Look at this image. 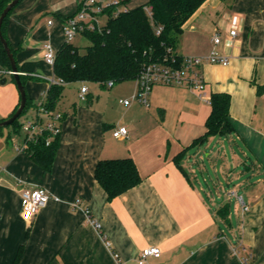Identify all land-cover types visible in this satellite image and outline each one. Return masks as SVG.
Instances as JSON below:
<instances>
[{"label": "crops", "instance_id": "obj_1", "mask_svg": "<svg viewBox=\"0 0 264 264\" xmlns=\"http://www.w3.org/2000/svg\"><path fill=\"white\" fill-rule=\"evenodd\" d=\"M83 1L21 0L4 23L25 77V118L35 116L34 106L56 80L42 46L60 48L62 23ZM103 1H116L121 11L148 0ZM182 29L180 57L227 59L200 67L204 97L188 83L158 84L147 105H123L119 100L137 92L135 80L106 88L91 83L94 92L84 84V100L82 84H69L54 109L60 133L47 171L15 149L24 135L7 141L0 132V264H116L112 253L121 264H138L147 247L160 253L143 264H243L232 247L250 255L247 264H264V0H205ZM1 79L0 119H7L20 98L11 75ZM212 93L229 95L232 130L204 136ZM120 126L127 135L113 137ZM204 156L215 175L211 187L197 180V171H206ZM124 157L134 161L141 182L108 200L95 166ZM31 186L45 188L50 199L28 223L19 195Z\"/></svg>", "mask_w": 264, "mask_h": 264}, {"label": "trees", "instance_id": "obj_2", "mask_svg": "<svg viewBox=\"0 0 264 264\" xmlns=\"http://www.w3.org/2000/svg\"><path fill=\"white\" fill-rule=\"evenodd\" d=\"M10 1L0 0V13ZM204 1L148 0L145 5L118 12L116 6L106 7L102 12L106 16L105 23L94 30L82 33L89 42L83 51L72 42L63 43L56 51L52 66L56 80L48 88L45 109L54 111L64 88L69 84L95 83L101 88H106L109 82L114 85L136 81L141 71L152 63L179 65L182 57L175 49L182 34V27ZM145 8L149 9L150 15ZM10 12L1 26L5 40L4 23ZM157 27L161 29L158 35L155 33ZM9 49L15 60L13 50L10 47ZM0 69L10 71V64L1 43ZM23 77L20 75L22 85L25 78ZM209 103L210 112L204 122L206 128L204 136L231 131L228 120L229 95L212 93ZM26 108L27 99L21 115L26 112ZM2 120L4 119H0ZM8 126L12 128L13 133L18 134L21 131V122L18 119ZM48 136L49 134H44L38 140L25 142L23 149L44 171L50 169L58 145L57 135L47 144ZM10 137L11 133L8 132L6 140L8 141ZM94 177L105 191L108 200L141 182L136 165L130 157L100 159L95 166Z\"/></svg>", "mask_w": 264, "mask_h": 264}, {"label": "built area", "instance_id": "obj_3", "mask_svg": "<svg viewBox=\"0 0 264 264\" xmlns=\"http://www.w3.org/2000/svg\"><path fill=\"white\" fill-rule=\"evenodd\" d=\"M109 6H117L116 1L105 3L103 0H84L77 12L71 17L67 18L62 23V33L64 36V43H71L77 35H82L86 30H94L97 25L96 16L102 14L103 10ZM118 12V10H116ZM147 14L150 15L149 9ZM49 24L51 21L48 22ZM160 27L155 29V33H160ZM236 35L235 30H229L228 36L233 38ZM212 42L218 44L220 42V34L216 33ZM43 59L51 67L53 66L56 51L49 43H44L42 46ZM204 64H227V59L218 57L215 53H211L207 56H186L182 57L181 63L176 66L164 65L158 63H152L147 65L139 74L136 79L137 92L131 97V99L119 100L120 104L128 105L131 100H135L142 105H147L148 96L154 85H182L185 83L200 93V96L204 97V84L199 69ZM4 75H11V71H4L0 69V79ZM55 83V79H51L50 85ZM108 87L112 86V83L107 84ZM87 87L82 84L79 89L78 98L80 100L85 99L87 94ZM47 95V94H46ZM46 95L42 97L37 103L35 108L36 114L33 118H25L21 122V132L24 135V142L21 147L16 146L17 151H23L25 148V142L38 140L44 134H49L46 139L48 144L52 137L59 135L60 133V115L55 111L45 109L44 103ZM115 138H124L127 135V129L124 126L117 127L112 133ZM20 208L22 218L30 223L36 213L45 207L50 194L45 188L40 186L26 187L20 190ZM246 210V207H243ZM98 228L99 226L96 225ZM160 253L158 247L144 248L139 257L138 264H143L148 257H157ZM232 255L240 257L243 264H247L250 258L248 256L240 255V248L232 247ZM116 264H121L117 253H112Z\"/></svg>", "mask_w": 264, "mask_h": 264}, {"label": "water", "instance_id": "obj_4", "mask_svg": "<svg viewBox=\"0 0 264 264\" xmlns=\"http://www.w3.org/2000/svg\"><path fill=\"white\" fill-rule=\"evenodd\" d=\"M21 0H11L1 11L0 13V43L3 47L4 52L6 53V56L8 58L9 64H10V71L13 78V81L16 85V88L19 93V105L16 109V111L7 119H4L0 121V127L8 126L12 124L16 119H18L26 105V93L24 90V87L20 80V72L18 71V68L16 66L15 60L12 56V53L8 47V44L6 40L4 39L2 32H1V26L4 18L7 16V14L20 2ZM5 83V79L0 80V84L3 85Z\"/></svg>", "mask_w": 264, "mask_h": 264}, {"label": "rangeland", "instance_id": "obj_5", "mask_svg": "<svg viewBox=\"0 0 264 264\" xmlns=\"http://www.w3.org/2000/svg\"><path fill=\"white\" fill-rule=\"evenodd\" d=\"M147 9L145 8V11ZM98 26H102L105 21H106V16L104 15H99L98 16ZM73 44H75L76 46H78L80 48L81 51L84 50L85 46H87L89 44V42L87 41L86 38H84L82 35H77L74 40L72 41ZM89 88L91 89L92 92H94V88H92L91 83H88ZM110 88H108L107 91H109ZM25 116H27V112H24L19 118L18 121L22 122L23 119H25ZM0 132L2 134H4L6 136V134L8 132L11 133V137H14L15 139L22 141L23 140V133L21 131H19V133H13L12 128L10 126H3L0 127ZM227 146V144H226ZM204 167L206 168V171L202 170V171H197V180L200 184L207 186V187H211V182H213L215 175L213 173V169L211 167V165L207 162L205 156H204Z\"/></svg>", "mask_w": 264, "mask_h": 264}]
</instances>
